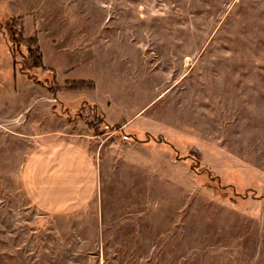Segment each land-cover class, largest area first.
<instances>
[{"label": "rangeland", "instance_id": "obj_1", "mask_svg": "<svg viewBox=\"0 0 264 264\" xmlns=\"http://www.w3.org/2000/svg\"><path fill=\"white\" fill-rule=\"evenodd\" d=\"M56 139L71 213L22 185ZM0 264H264V0H0Z\"/></svg>", "mask_w": 264, "mask_h": 264}, {"label": "crops", "instance_id": "obj_2", "mask_svg": "<svg viewBox=\"0 0 264 264\" xmlns=\"http://www.w3.org/2000/svg\"><path fill=\"white\" fill-rule=\"evenodd\" d=\"M25 161L23 189L43 212L71 213L85 206L97 190L95 160L73 141L42 143Z\"/></svg>", "mask_w": 264, "mask_h": 264}, {"label": "trees", "instance_id": "obj_3", "mask_svg": "<svg viewBox=\"0 0 264 264\" xmlns=\"http://www.w3.org/2000/svg\"><path fill=\"white\" fill-rule=\"evenodd\" d=\"M30 51H31V50H29V52H30ZM31 52H32V51H31ZM32 57H33L34 59H36V60H39V58H40L39 55H37V56L35 55V56H34L33 54H32ZM102 122H104V119H102ZM105 123H106V122H104V124H105ZM106 125L109 126V124H106Z\"/></svg>", "mask_w": 264, "mask_h": 264}]
</instances>
